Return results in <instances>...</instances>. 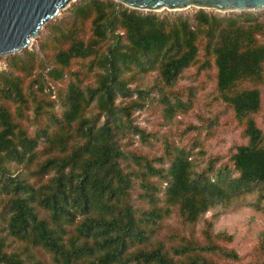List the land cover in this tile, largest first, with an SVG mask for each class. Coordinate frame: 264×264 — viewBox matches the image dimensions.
I'll list each match as a JSON object with an SVG mask.
<instances>
[{
	"label": "trees",
	"instance_id": "16d2710c",
	"mask_svg": "<svg viewBox=\"0 0 264 264\" xmlns=\"http://www.w3.org/2000/svg\"><path fill=\"white\" fill-rule=\"evenodd\" d=\"M69 10L47 23L38 51L7 55L0 68V264H243L227 245L233 234L203 216L241 196L264 210V123L255 116L264 11L159 14L117 0H77ZM190 66L215 67L213 99L245 140L202 167L177 143L153 158L127 149L132 136L149 135L133 121L146 95L169 117L192 107V87L176 86ZM207 120L198 129L212 135ZM171 212L186 232L155 237ZM258 251L264 264V229Z\"/></svg>",
	"mask_w": 264,
	"mask_h": 264
},
{
	"label": "rangeland",
	"instance_id": "374dc122",
	"mask_svg": "<svg viewBox=\"0 0 264 264\" xmlns=\"http://www.w3.org/2000/svg\"><path fill=\"white\" fill-rule=\"evenodd\" d=\"M76 1L77 0H71L70 3L65 8L61 9L54 18H51L44 23L38 35L33 38L32 43L28 47L19 51L2 54L0 57V68L7 67V63L4 58L7 55L22 53L24 50L28 49L38 51L39 41L42 38V34H45V31L47 30V23L60 18L67 19L70 12L69 8ZM137 9L156 12L159 14H165L166 12H178L188 15H192L199 9H205L207 11L215 10L222 15H230L240 13L242 11H250L253 13H260L264 11V9L221 11L208 7H197L194 5L178 9ZM39 56L40 55L38 53L37 57ZM74 65L77 66V63ZM92 74L93 73H89V80H92ZM154 78L155 71H152L143 76L141 82L144 84L150 83ZM176 86L192 87V98L194 99L192 107L186 113L178 112L169 117L165 114L166 111L164 109V103L156 97L149 101V95H146L143 98L144 104L142 108L133 112V121L144 127L146 131L149 132V135L146 137L147 140H141L137 135L132 136L130 144L127 145V149L142 152L148 158H153L159 155L165 156L169 144L177 143L179 145L181 144L191 147L192 155L196 157L198 167L203 166L209 154L219 153L222 155V159L225 160L230 153V148L232 150L235 143H239L245 139L241 134V127L237 124L233 117L231 109L225 104L213 99L214 94L216 93L215 67L212 66L210 69L199 71V73H197L195 66H190L184 70L181 78L178 79ZM261 90L262 107L255 115L259 124L264 123V86L261 87ZM57 111L60 113V107L57 108ZM211 117L215 119L216 123L213 127L214 131L212 132V135H209L207 129L200 131L198 127L204 124L207 125V119ZM195 140H198V144H194ZM199 143L202 145L204 152L199 150ZM164 185L165 182L162 183V188ZM158 195V203L162 205L165 201L163 190L159 191ZM133 196L136 199V205H141L146 208L149 206L147 199L137 196L136 191L133 193ZM251 198L252 196H247V199ZM245 200L246 198L243 196L236 198L226 208L217 207L215 209L208 210L204 214L203 218L213 219L214 230H225L233 234V239L228 242L227 245L235 248L241 255L240 262L243 264H258V261L261 259L258 251V238L260 231L264 229V210H259L247 205ZM215 212L216 214H214ZM197 226L198 228L202 226V220L197 224ZM175 231L186 232L180 225L176 213L171 212L170 215L163 217L161 226L156 231L157 233H155V237L164 238L167 233H173Z\"/></svg>",
	"mask_w": 264,
	"mask_h": 264
},
{
	"label": "water",
	"instance_id": "95a60500",
	"mask_svg": "<svg viewBox=\"0 0 264 264\" xmlns=\"http://www.w3.org/2000/svg\"><path fill=\"white\" fill-rule=\"evenodd\" d=\"M71 0H0V57L28 47L44 23ZM131 7L158 10L190 5L216 10H263L264 0H117Z\"/></svg>",
	"mask_w": 264,
	"mask_h": 264
}]
</instances>
